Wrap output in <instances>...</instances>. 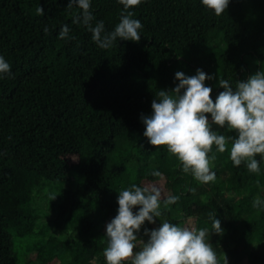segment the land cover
Instances as JSON below:
<instances>
[{
    "label": "trees",
    "instance_id": "obj_1",
    "mask_svg": "<svg viewBox=\"0 0 264 264\" xmlns=\"http://www.w3.org/2000/svg\"><path fill=\"white\" fill-rule=\"evenodd\" d=\"M67 4L0 0V56L11 65V74L0 75V264L22 260L16 240L27 264H107L106 225L117 214L118 192L132 183H157L165 195L179 196L162 206L160 219L208 228L221 264L223 253L228 264H264L257 252H264V208L252 206L257 196L264 200V159L257 155L260 173H250L230 160L231 142L224 153L214 145L209 156L215 155L216 179L203 184L165 147L149 143L141 119L152 114L159 90L176 87L177 72L193 76L200 69L213 76L205 85L215 102L224 90L219 79L235 88L236 81L264 71V0H230L220 16L201 0H141L130 9L143 25L140 41L117 40L110 49L72 23L80 10L69 11ZM38 6L44 15L36 14ZM122 11L118 0H91L93 25L103 21L108 32ZM65 24L74 39L58 38ZM213 130L235 135L216 125ZM53 182H77L78 188L39 208L35 193ZM50 211L55 219L45 231L40 219ZM209 213L220 220L223 235L212 232ZM159 226L158 218L145 222L138 238L147 241L144 229Z\"/></svg>",
    "mask_w": 264,
    "mask_h": 264
},
{
    "label": "clouds",
    "instance_id": "obj_2",
    "mask_svg": "<svg viewBox=\"0 0 264 264\" xmlns=\"http://www.w3.org/2000/svg\"><path fill=\"white\" fill-rule=\"evenodd\" d=\"M123 5L120 21L114 30H105L103 21L93 25L95 19L91 12V0H68L66 9L74 7L80 11L73 15V24H82L92 33V40L101 49H110L117 40L139 42L140 20L134 19L130 9L141 0H118ZM202 5L220 16L228 8L230 0H201ZM37 15H44L41 6L36 8ZM47 34L49 29L44 27ZM59 39H74L70 28L63 25ZM11 74V65L0 56V75ZM179 83L171 91L159 90L151 103L152 114L142 116L145 125L143 135L155 148L165 147L175 156L185 174L203 184L214 182L216 173L212 170L215 155L209 156L215 145L220 153L228 150L231 142L230 160L234 166L244 163L250 173L259 174V155L264 159V71L248 77L246 81H236L235 88L226 79H219L221 91L213 102L212 88L205 85L213 79L200 69L193 76L183 72L175 74ZM183 90V91H182ZM211 120H209V116ZM213 125L234 132V136L218 134ZM153 177L162 178V173L153 170ZM259 183V181H257ZM56 195L52 197L54 200ZM179 196L165 195L157 183L137 186L132 183L118 192L117 214L106 225L107 246L103 255L107 264H221L213 245L209 242L208 228L181 226L161 220L162 206L168 208L176 204ZM254 208H264V200L257 196L252 203ZM138 208V211L134 209ZM160 226L152 230L144 229L147 241L139 239L145 222ZM212 232L223 235L221 222L214 213ZM211 232V233H212ZM139 248L138 251L136 249ZM223 262L228 264L223 253Z\"/></svg>",
    "mask_w": 264,
    "mask_h": 264
},
{
    "label": "rangeland",
    "instance_id": "obj_3",
    "mask_svg": "<svg viewBox=\"0 0 264 264\" xmlns=\"http://www.w3.org/2000/svg\"><path fill=\"white\" fill-rule=\"evenodd\" d=\"M78 188V183L77 182H71V183H60V182H53V183H48V185H46V187L44 188V190L42 192H36L35 193V203L38 205L39 208H41L42 205V201H46L48 204L51 202L50 200L52 199V197H54L55 195H61L63 192L66 191H70V190H76ZM44 208V207H43ZM45 213H46V206H45ZM46 216V215H45ZM45 216H42L40 219V223H44L45 227L43 230L45 231H49L50 229V224L51 221H53L55 219V214L51 213L50 211V215H48L47 219H45ZM242 217L239 216V221H241ZM181 226H194L193 221H187L182 223ZM52 232H54V229H52ZM229 237V235H228ZM141 239V238H139ZM264 239V236H263ZM44 240H46V236L43 233H40L38 235V242L39 243H43ZM20 241L16 240V245H17V250L21 255L22 260L19 261L17 264H27L26 261L24 260V250L25 248L22 246H19ZM258 254L260 257H264V252L262 253V250L259 249ZM36 258V253L33 252L29 255V259L32 261H35Z\"/></svg>",
    "mask_w": 264,
    "mask_h": 264
}]
</instances>
